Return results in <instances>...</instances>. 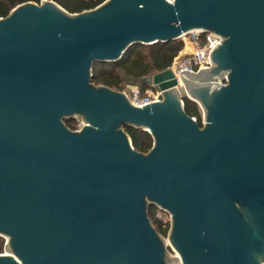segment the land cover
<instances>
[{
    "label": "water",
    "instance_id": "obj_1",
    "mask_svg": "<svg viewBox=\"0 0 264 264\" xmlns=\"http://www.w3.org/2000/svg\"><path fill=\"white\" fill-rule=\"evenodd\" d=\"M192 30L211 65L139 106L94 62ZM202 110L189 116L177 85ZM74 113L89 123L72 130ZM148 130L136 151L124 125ZM171 214V254L148 205ZM0 264H260L264 259V0L26 1L0 17Z\"/></svg>",
    "mask_w": 264,
    "mask_h": 264
},
{
    "label": "trees",
    "instance_id": "obj_2",
    "mask_svg": "<svg viewBox=\"0 0 264 264\" xmlns=\"http://www.w3.org/2000/svg\"><path fill=\"white\" fill-rule=\"evenodd\" d=\"M26 1L40 0H0V17L5 16L17 4ZM69 12H79L90 9L100 4L104 0H54ZM202 42V39L199 40ZM145 49H141V46ZM183 41L180 38L171 39L166 42H155L151 44H137L131 52L126 53L121 59L110 62H94L91 67V82L96 85H106L115 89H122L126 83H136L141 92L146 88L152 87L151 84L144 82L140 77L152 74L156 71L167 68L178 50L182 47ZM185 112L196 119L199 126L202 125V110L199 104L188 97L185 93L181 94ZM72 117H65L64 123L70 129L75 128ZM124 130L129 135L133 148L145 153L153 142L151 133L142 128L132 125H124ZM156 205L150 204L147 214L156 231L161 235H166L169 229L168 223H163L155 215ZM4 240L0 235V252L3 249Z\"/></svg>",
    "mask_w": 264,
    "mask_h": 264
},
{
    "label": "built area",
    "instance_id": "obj_3",
    "mask_svg": "<svg viewBox=\"0 0 264 264\" xmlns=\"http://www.w3.org/2000/svg\"><path fill=\"white\" fill-rule=\"evenodd\" d=\"M186 34L189 35V44L185 43L183 49L178 50L171 65L168 66L177 80H179L180 76L183 74L196 73L208 68L211 65V52L222 40V36H218L214 32L209 31L192 30L190 33ZM200 39H202V42H199ZM186 46H188L189 49H186ZM180 85L181 84L178 83L176 86L177 89H179ZM162 92L163 90L161 88L153 85L152 87L146 88L143 92L136 86L132 90V102L142 106L159 100ZM162 214L166 216V219H163ZM155 215L160 218L163 223H171V214L167 209L156 205ZM260 264H264V259Z\"/></svg>",
    "mask_w": 264,
    "mask_h": 264
},
{
    "label": "rangeland",
    "instance_id": "obj_4",
    "mask_svg": "<svg viewBox=\"0 0 264 264\" xmlns=\"http://www.w3.org/2000/svg\"><path fill=\"white\" fill-rule=\"evenodd\" d=\"M179 38L182 39V41H183V45H182V47H181L180 49H183V47L185 46L184 44H185V43H188L189 35H188V34H184V35H182V36L179 37ZM185 41H186V42H185ZM189 46H191V45H189ZM144 47H145L144 45L141 46V49H145ZM180 49H179V50H180ZM190 49H191V48H190ZM176 54H177V53H176ZM173 59H174V57H173ZM173 59H172V61H173ZM171 63H172V62H171ZM170 65H171V64H170ZM170 65H169V66H170ZM156 72H157V71H156ZM154 73H155V72H154ZM152 74H153V73H152ZM136 86L138 87V84L129 82V83H126L122 89H115V88H112V89H113V90H116V91H120V92H125V99H126V100H130V102H132V90H133ZM178 90H179L180 94H184V93H185L184 87H183L182 85H180V87H179ZM71 119H72V121L75 123V128L72 129V130H78V129H80L85 123H89V122L87 121V119H85L84 115L79 114V113H74V116H72ZM63 120H64V118H63ZM117 128H118L119 130H123V131H124V128H123L122 126H119V127H117ZM162 216H163V219H166V216H165V215L162 214ZM169 228H170V222H169ZM168 231H169V229H168ZM168 231H167V234H166V235H163L164 238L166 239V246H167V248H168V250L170 251L171 254L180 255L179 252L175 249V247L171 244L170 239H169V233H168ZM0 235L3 237V240H4L3 249H2V252H0V253H6V254H9V255H12V256H14V258H15L17 261H20L16 254H14V253L11 252V251H7V250H5V247H4V246H5L6 241H7V239H8L7 236H6V234H0Z\"/></svg>",
    "mask_w": 264,
    "mask_h": 264
},
{
    "label": "crops",
    "instance_id": "obj_5",
    "mask_svg": "<svg viewBox=\"0 0 264 264\" xmlns=\"http://www.w3.org/2000/svg\"><path fill=\"white\" fill-rule=\"evenodd\" d=\"M189 44V43H188ZM186 49H189V47L188 46H186Z\"/></svg>",
    "mask_w": 264,
    "mask_h": 264
}]
</instances>
